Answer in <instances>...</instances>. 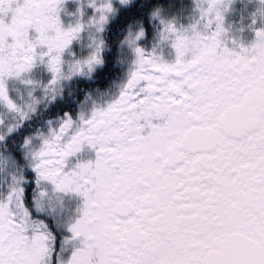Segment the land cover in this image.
<instances>
[{
    "label": "snow or ice",
    "instance_id": "obj_1",
    "mask_svg": "<svg viewBox=\"0 0 264 264\" xmlns=\"http://www.w3.org/2000/svg\"><path fill=\"white\" fill-rule=\"evenodd\" d=\"M87 2L93 15L78 6L65 25V0H0V264H264V26L247 44L229 37L232 0H194L198 15L179 26L155 9L160 43L145 51V29H129L134 59L118 95L86 96L38 144L25 137L24 165L2 150L63 81L103 63L118 9ZM251 15L264 20V0ZM85 32L78 55L70 46ZM38 64L46 83L31 78ZM10 80L26 94L11 95ZM86 148L94 158L71 163ZM68 194L79 204L65 215Z\"/></svg>",
    "mask_w": 264,
    "mask_h": 264
},
{
    "label": "flooded vegetation",
    "instance_id": "obj_2",
    "mask_svg": "<svg viewBox=\"0 0 264 264\" xmlns=\"http://www.w3.org/2000/svg\"><path fill=\"white\" fill-rule=\"evenodd\" d=\"M161 1V4H154L153 0H131L129 4L122 5L119 3V0H113L114 6L118 10L114 16L110 17L108 23L111 20H114V22L126 23L129 25V29L131 28L133 31L142 26L145 29V36L138 41V43L145 49V51H151L154 46L160 43L159 35L157 33V29L160 26L159 19L151 15L154 9L162 7V16L167 19H174L178 26L181 24H189L192 22V18L198 15L194 0ZM81 5L83 6V9H91L88 6L87 0H65L60 13L61 19L65 25L72 22L71 14H73L76 7ZM257 6L258 0H232V3L229 5V10L225 13L224 20V26L229 29L227 33L229 37L238 38L244 44L249 43L255 38L254 29L264 26V20H261L259 17L256 18L255 24L252 23L251 14L255 12ZM62 11H66V13H62ZM102 36L105 40V44L109 46L108 49L110 52L105 51L106 46L103 48V63L96 66L90 76H82V83L76 88V100H69L65 104L70 107V110L67 112H70L74 117L79 112L81 102L85 100L86 96H91L93 100L103 103L104 101L113 98L115 95H118L119 88L126 81L129 68L134 59V54L131 49L124 43L118 46V48H120L118 54L113 53L116 34H109L108 31H105L104 29ZM227 43L229 47L232 46L231 39H229ZM156 50L165 59H174V50L170 45H160ZM38 65H40L41 68L44 67L41 64ZM112 65L114 67H112ZM73 78L68 80L65 84L71 82ZM102 93H105L106 95H101ZM57 97L58 96L40 110L44 108L52 109V106H55V103H57ZM90 103L91 101H89V105ZM51 113L53 112L51 111ZM52 115L50 118H46L45 127L49 125V121L56 123L57 119L63 116V114L58 115L54 113ZM78 154L95 155L93 151L88 150L87 148L82 153ZM78 156V158L82 159L81 155Z\"/></svg>",
    "mask_w": 264,
    "mask_h": 264
},
{
    "label": "trees",
    "instance_id": "obj_3",
    "mask_svg": "<svg viewBox=\"0 0 264 264\" xmlns=\"http://www.w3.org/2000/svg\"><path fill=\"white\" fill-rule=\"evenodd\" d=\"M161 0H153L154 4H161ZM125 22V21H123ZM129 30V25L126 23H119L114 22V20H111L105 27V31H108L109 34H116L115 42H114V48L113 53L118 54L120 51V46L122 44V41L124 40L127 31ZM149 33V32H148ZM105 51H109V46L105 44ZM116 60V56H115ZM112 67H114L112 65ZM82 76H75L71 82L63 85L62 92L57 97V103H55V106H52L51 108H44L42 110H39L38 112L31 115L30 119L26 120L25 123L17 129L13 134H11L5 142H3V148L5 152H11L12 156L16 158V160L23 164L22 162V155H23V149L21 148V145L23 144L24 138L28 136H32L33 134L43 130L46 125V118H50V116L54 114L62 115L66 111L70 110V107L65 105L67 101L69 100H76V88L77 86H80L82 83ZM51 111L53 113H51ZM53 116V115H52ZM57 116V115H55ZM25 174L28 176H32V174L28 171V169L25 168ZM31 183V181H30Z\"/></svg>",
    "mask_w": 264,
    "mask_h": 264
},
{
    "label": "rangeland",
    "instance_id": "obj_4",
    "mask_svg": "<svg viewBox=\"0 0 264 264\" xmlns=\"http://www.w3.org/2000/svg\"><path fill=\"white\" fill-rule=\"evenodd\" d=\"M91 9L87 10L84 9L85 12V16L84 19H87L89 16L93 15L94 13V9L92 7H90ZM159 9L162 10V7H158ZM77 7L74 9L73 14L76 12ZM62 13H66V11H62ZM71 14L72 16V21L74 20V15ZM162 14V13H161ZM156 18V17H155ZM159 19V18H157ZM160 24V21H159ZM162 25L160 24V26L157 29V33L159 35L160 31H161ZM88 34L87 32L82 34V39L79 41H74L73 44L70 46L71 47V51L75 52L78 55H84L87 54V52L89 51V49L87 48V44H88ZM65 58L68 59L70 58L68 52L65 53ZM31 78L35 79V80H39L41 81V83H46L50 77L51 74L46 70L45 67H42L40 65H37L31 72ZM75 77V76H74ZM73 78V77H72ZM70 80V79H69ZM68 80H65L62 82L63 85H65V83ZM9 89H10V94L13 96L17 95V92L15 91L16 89H19L21 93H25V86L23 84H21L19 81L16 80H10L9 81ZM26 94V93H25ZM34 95L36 96H42L43 95V89L37 88L34 92ZM47 103H49V101L47 100H43L38 106H37V111H39L41 108H43ZM35 112V113H36ZM34 114V113H33ZM55 124V123H53ZM49 130V125H47L45 128H43V130L39 131V132H47ZM38 133V132H37ZM33 134L32 137H34L33 142L35 144L39 143V140L36 138V134ZM78 155L82 156V159H90V158H94L93 155H88V154H77L76 156H73L70 158L71 163H75L76 160L78 159ZM22 159H23V163L26 164V160L24 158V153L22 155ZM23 165V164H21ZM28 169V171L32 174V176L34 175V173L32 172V170L30 168H26ZM5 177H0V183H2L4 181ZM34 186V185H33ZM65 200V204L67 205V209L65 210V215L69 214V211L73 212L75 211L76 207L79 204V197L74 196L73 194H68L65 196L64 198ZM67 255V253H66Z\"/></svg>",
    "mask_w": 264,
    "mask_h": 264
},
{
    "label": "clouds",
    "instance_id": "obj_5",
    "mask_svg": "<svg viewBox=\"0 0 264 264\" xmlns=\"http://www.w3.org/2000/svg\"><path fill=\"white\" fill-rule=\"evenodd\" d=\"M259 3H260V0H258V5H259ZM154 10H155V9H154ZM154 10H153V11H154Z\"/></svg>",
    "mask_w": 264,
    "mask_h": 264
}]
</instances>
